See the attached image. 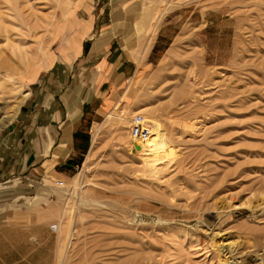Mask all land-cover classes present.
Returning <instances> with one entry per match:
<instances>
[{
    "label": "rangeland",
    "instance_id": "rangeland-1",
    "mask_svg": "<svg viewBox=\"0 0 264 264\" xmlns=\"http://www.w3.org/2000/svg\"><path fill=\"white\" fill-rule=\"evenodd\" d=\"M76 1L0 0V264H264V0ZM98 3L133 71L73 152L29 160L40 84L92 102L94 38L69 59L57 32ZM135 113L166 133L155 157Z\"/></svg>",
    "mask_w": 264,
    "mask_h": 264
},
{
    "label": "crops",
    "instance_id": "crops-1",
    "mask_svg": "<svg viewBox=\"0 0 264 264\" xmlns=\"http://www.w3.org/2000/svg\"><path fill=\"white\" fill-rule=\"evenodd\" d=\"M95 1L77 0L75 5L81 7L86 2L94 3ZM97 7L96 10L95 7L93 10L91 9L89 17H80L81 12L79 9H75L73 17L62 25L59 33L57 32L58 38H61L60 50H57V53L69 59H76L75 57L83 53V44L87 35L91 34V38H94L90 52H88V56L92 59V67L96 68V74H94L96 89L92 102H88L86 99L87 89L84 91V88H81L80 91L83 90V93L73 91L72 94L67 95L66 110L62 109L60 101H58L56 86L51 94V88L43 87L40 84L42 87L40 86L37 92L40 104L37 109L36 121L43 126H38L36 136L29 143V147L32 148L27 157L29 160L33 157L32 155H35L36 162H38L48 155L46 160L57 164L61 162L58 159L60 157L58 154L63 153L64 148H68V154L73 152V134L83 130L84 124L89 116L91 117L85 106L89 103L93 105L95 102L98 105L96 106V113H98V109L105 104V102L102 103V100L106 99L109 102V98L115 93L116 88L118 89L119 85L133 71L132 61L128 59V55L120 46V41H118L119 46L115 45V29L126 25L129 22L128 19L123 16L115 20L112 19L110 22L104 13L105 5L98 3ZM6 146L8 147V138ZM55 154L58 158L55 157ZM6 163H8L7 158L0 163V176L7 174L8 165Z\"/></svg>",
    "mask_w": 264,
    "mask_h": 264
},
{
    "label": "bare ground",
    "instance_id": "bare-ground-1",
    "mask_svg": "<svg viewBox=\"0 0 264 264\" xmlns=\"http://www.w3.org/2000/svg\"><path fill=\"white\" fill-rule=\"evenodd\" d=\"M69 12H72V10ZM150 127V135L146 139L133 138V147H135V153L139 155L142 154L147 157H155L158 153H160L162 148L166 150L164 147H166L167 138L165 131L161 128V126H159V124L152 123Z\"/></svg>",
    "mask_w": 264,
    "mask_h": 264
},
{
    "label": "built area",
    "instance_id": "built-area-1",
    "mask_svg": "<svg viewBox=\"0 0 264 264\" xmlns=\"http://www.w3.org/2000/svg\"><path fill=\"white\" fill-rule=\"evenodd\" d=\"M150 123L142 113H135L131 118L130 131L133 138L146 139L150 135Z\"/></svg>",
    "mask_w": 264,
    "mask_h": 264
}]
</instances>
